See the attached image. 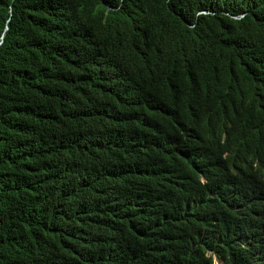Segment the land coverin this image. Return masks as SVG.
<instances>
[{"label": "trees", "instance_id": "16d2710c", "mask_svg": "<svg viewBox=\"0 0 264 264\" xmlns=\"http://www.w3.org/2000/svg\"><path fill=\"white\" fill-rule=\"evenodd\" d=\"M212 255L264 264V0H0V264Z\"/></svg>", "mask_w": 264, "mask_h": 264}, {"label": "clouds", "instance_id": "9594fccd", "mask_svg": "<svg viewBox=\"0 0 264 264\" xmlns=\"http://www.w3.org/2000/svg\"><path fill=\"white\" fill-rule=\"evenodd\" d=\"M222 156H223V153H222ZM212 263L213 264H219L216 257L214 255H212Z\"/></svg>", "mask_w": 264, "mask_h": 264}]
</instances>
